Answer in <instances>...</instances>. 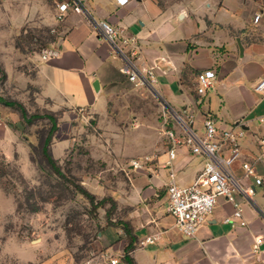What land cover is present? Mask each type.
<instances>
[{
	"label": "crops",
	"instance_id": "0c3cea01",
	"mask_svg": "<svg viewBox=\"0 0 264 264\" xmlns=\"http://www.w3.org/2000/svg\"><path fill=\"white\" fill-rule=\"evenodd\" d=\"M100 21L135 38L139 72L146 74L154 67L150 86L176 114H192L191 127L199 135L210 117L220 128L241 122V155L232 172L253 189L249 199L239 192L235 202L220 197L195 236H186L168 211L167 184L174 171L180 185H191L207 157L181 144L171 160L172 143L165 134L163 144L141 149L147 154L145 166L131 169L123 192L114 191L115 200L127 211L124 221L133 226L137 238L129 255L136 264H264V167L256 165L260 184L255 176L245 177L242 167L254 161L264 137V93L255 89L264 79V0H128L124 5L118 0H88L83 13L70 11L63 20V34L55 43L59 56L38 64L41 94L59 108L102 114L129 80L122 72L124 59L111 48ZM209 69L216 72L214 85L199 95L197 75ZM8 117V112L0 113V123ZM20 121L9 123L5 142ZM236 203L245 225L240 219L230 221ZM117 231L123 233L120 241L113 229L106 233L113 252L108 256L127 264L128 236L123 228ZM257 238L263 242L255 249Z\"/></svg>",
	"mask_w": 264,
	"mask_h": 264
},
{
	"label": "rangeland",
	"instance_id": "374dc122",
	"mask_svg": "<svg viewBox=\"0 0 264 264\" xmlns=\"http://www.w3.org/2000/svg\"><path fill=\"white\" fill-rule=\"evenodd\" d=\"M60 1L0 0V65L6 74L0 72V96L22 102L29 114L56 115L59 129L50 150L65 174H55L42 154L49 119L20 121L5 142V130L21 112L0 103V113L9 114L0 123V264H110L106 233L116 231L117 241L123 234L120 226L108 225L112 203L92 210L72 182L97 200H115L114 191L123 192L130 182L133 161L145 166L141 149L163 144L165 131L181 128L178 114L149 84L126 80L102 114L59 108L43 97L38 64L63 34ZM115 202L111 220L124 221L127 211Z\"/></svg>",
	"mask_w": 264,
	"mask_h": 264
},
{
	"label": "built area",
	"instance_id": "2783aa9c",
	"mask_svg": "<svg viewBox=\"0 0 264 264\" xmlns=\"http://www.w3.org/2000/svg\"><path fill=\"white\" fill-rule=\"evenodd\" d=\"M88 0H61L58 3V21H63L70 11L83 13ZM119 4L124 5L128 0H118ZM260 15L255 17L258 21ZM99 27L109 42L111 48L120 53L124 59L122 72L130 81L138 85H151L154 82V67L146 71V74L139 72L134 59L138 57L139 49L135 46L136 40L128 37L123 29L117 28L108 21H100ZM60 49L56 45L44 49L41 57L43 60H50L59 56ZM216 72L205 70L197 75L196 91L199 95H204L214 85ZM255 89L264 93V79L256 84ZM180 126L183 130L178 133L173 128L165 131L170 139L172 146L169 149L170 159L177 156L179 145H187L192 153L204 154L207 157L204 168L201 170L195 181L189 186L180 185L175 178V172L171 171L170 179L167 184L168 211L176 219L179 230L188 237L195 236L199 228L207 221L213 213L220 197L229 201H236V194L242 193L246 198H251L253 189L241 184L240 179L232 172L234 162L240 157L243 138L241 122H237L233 127L220 128L213 118L204 121V133L199 135L193 130L191 124L194 116L191 114L186 118L178 115ZM260 151L255 156L253 162H243L244 176H255L258 184L262 183V177L257 175V164L264 167V137L259 140ZM134 168H142L140 160H134ZM240 219V224L245 225L242 208L236 203L233 218ZM148 241H153L148 238ZM263 242V238H257L255 249ZM110 264H118L120 259L117 256H108Z\"/></svg>",
	"mask_w": 264,
	"mask_h": 264
},
{
	"label": "trees",
	"instance_id": "16d2710c",
	"mask_svg": "<svg viewBox=\"0 0 264 264\" xmlns=\"http://www.w3.org/2000/svg\"><path fill=\"white\" fill-rule=\"evenodd\" d=\"M0 72H2V75L5 76V72L2 69L1 65H0ZM0 103L5 105V106H9L13 109H17L21 112V122L24 124H29L32 123L34 119L37 118H43L46 117L49 119L51 126L50 129L47 133V136L44 140L43 146H42V154L46 160V162L49 164V166L51 167V169L53 170V172L55 174H57L58 176H60L61 178H65V174L61 168V166L58 164L57 160L54 158V156L51 153L50 150V145L51 142L53 140V137L56 133V131L59 129L58 127V120L55 114L53 113H46L44 115H39V114H29L27 108L25 107V105L18 101V100H13V99H8L5 98L3 96H0ZM75 189L77 190V192L83 194L85 197H87L90 201L92 210L97 211L98 208L103 207L105 205V203L107 201H110L112 203V208L110 210H108L107 212V218H108V225L110 226H120L124 229V231L126 232L127 236H128V244L125 247V255H124V261L127 264H136L133 260V258L129 255V252L134 248L135 246V242L137 240L135 234H134V229L133 226L128 222V221H119V222H113L111 220V213L114 211L116 202L114 199H112L111 197H104L100 200H97L96 197L90 193L85 187L82 186V184H77L76 182H72Z\"/></svg>",
	"mask_w": 264,
	"mask_h": 264
}]
</instances>
